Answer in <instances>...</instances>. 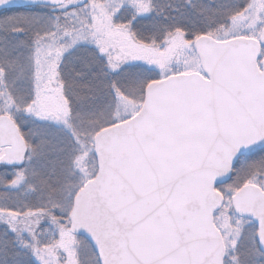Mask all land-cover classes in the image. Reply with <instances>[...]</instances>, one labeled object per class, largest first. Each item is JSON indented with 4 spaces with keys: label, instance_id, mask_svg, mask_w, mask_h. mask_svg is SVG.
<instances>
[{
    "label": "snow or ice",
    "instance_id": "6c2138e0",
    "mask_svg": "<svg viewBox=\"0 0 264 264\" xmlns=\"http://www.w3.org/2000/svg\"><path fill=\"white\" fill-rule=\"evenodd\" d=\"M0 9V264H264V0Z\"/></svg>",
    "mask_w": 264,
    "mask_h": 264
},
{
    "label": "trees",
    "instance_id": "16d2710c",
    "mask_svg": "<svg viewBox=\"0 0 264 264\" xmlns=\"http://www.w3.org/2000/svg\"><path fill=\"white\" fill-rule=\"evenodd\" d=\"M5 13L3 12V10H0V15H4Z\"/></svg>",
    "mask_w": 264,
    "mask_h": 264
},
{
    "label": "water",
    "instance_id": "95a60500",
    "mask_svg": "<svg viewBox=\"0 0 264 264\" xmlns=\"http://www.w3.org/2000/svg\"><path fill=\"white\" fill-rule=\"evenodd\" d=\"M1 10V9H0Z\"/></svg>",
    "mask_w": 264,
    "mask_h": 264
}]
</instances>
